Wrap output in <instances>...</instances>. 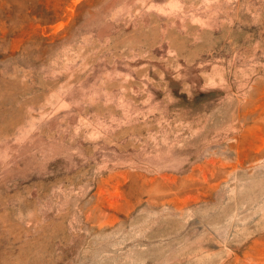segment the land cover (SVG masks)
<instances>
[{
  "label": "rangeland",
  "instance_id": "rangeland-1",
  "mask_svg": "<svg viewBox=\"0 0 264 264\" xmlns=\"http://www.w3.org/2000/svg\"><path fill=\"white\" fill-rule=\"evenodd\" d=\"M0 264H264V0H0Z\"/></svg>",
  "mask_w": 264,
  "mask_h": 264
}]
</instances>
